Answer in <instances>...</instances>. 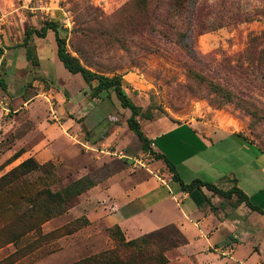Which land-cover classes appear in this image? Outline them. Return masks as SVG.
Returning <instances> with one entry per match:
<instances>
[{
	"label": "rangeland",
	"instance_id": "374dc122",
	"mask_svg": "<svg viewBox=\"0 0 264 264\" xmlns=\"http://www.w3.org/2000/svg\"><path fill=\"white\" fill-rule=\"evenodd\" d=\"M139 5L137 0H0V12L5 16V33L10 31L13 36H19L25 27L39 29L47 21L57 23L67 51L84 67L109 77L119 75L126 95L150 118H138L147 139L151 138L156 124L166 128L193 123L213 132H234L235 137L217 143L211 150L179 166V175L182 179L197 177L208 181L232 171L242 179V174L249 170L246 162L255 156H264V81L260 80V73L256 76L240 73V65L246 66L243 53L250 39L259 37V48L264 47V0H192L193 14L175 11L171 0H148L145 9ZM236 15L241 16L240 21H236ZM208 21L214 24V29L201 30V24ZM189 28L190 37L179 40ZM28 42L27 53L37 61L33 43L44 44L40 55L50 81L38 78L34 85L35 78H25L23 71L21 81L11 79L6 86L0 83V102H3L0 105V177L25 160L22 155L6 163L18 150L26 153L39 138L37 133H31L36 122L42 121L47 135L55 137L60 134L61 121L73 118L79 129L74 126L67 133L80 132L79 137L70 140L71 145L48 148L53 152L68 148L69 153L52 155L44 162L36 161L41 167L27 174L25 182L56 192L79 179H87L94 186L101 184L108 175L122 168L129 172L150 169L152 174L164 178L157 160L141 150V143L127 129L125 119L129 113L113 95L102 94L91 99V90L78 75H71L61 64L67 77L56 74L51 65L54 55L56 58L53 33L49 39L33 35ZM186 42L191 53L182 46ZM13 48L1 46L0 57ZM5 59L9 60L8 54ZM4 60L0 63V81H7V76H3L8 69ZM210 83L230 91L234 99L225 103L220 94L212 91ZM76 91L82 93L71 104L76 110L86 106L84 114L79 110L76 114L72 105L66 104ZM60 95L64 103H60ZM24 98L29 99L28 104L23 103ZM250 103V110L255 112L245 110ZM27 112H34L32 118ZM131 159L140 160L142 167L133 168ZM211 159H218L213 167L198 169L201 162ZM256 163L260 164V160ZM19 183L1 195L0 202L14 203L22 210L26 205L18 200L24 189ZM228 183L222 179L218 187L225 189ZM86 193L71 200L63 214L40 227L41 233L48 235L46 238L37 239L31 234L15 245L1 248L0 264H72L117 246L108 233L109 227L97 221V217L102 218L98 215L102 214L103 203L89 202ZM224 203L230 205L227 201ZM88 217L96 220L91 223ZM9 219L0 216V228ZM172 232L168 229L162 235L171 237ZM174 244L154 243V253L164 254L167 264H216L223 258L218 255L197 260L181 249L173 250Z\"/></svg>",
	"mask_w": 264,
	"mask_h": 264
},
{
	"label": "crops",
	"instance_id": "0c3cea01",
	"mask_svg": "<svg viewBox=\"0 0 264 264\" xmlns=\"http://www.w3.org/2000/svg\"><path fill=\"white\" fill-rule=\"evenodd\" d=\"M26 29L27 27L23 28L19 32V36H13L10 31L4 33L2 47H15L6 50L0 57L1 63L6 54L9 56V60H4L5 69H8L3 73V76H7V81H0L5 86V83H9L11 79L21 81L20 76L23 71L25 78L26 76L35 78L34 85L38 82V78L48 80L50 75L45 67V61L41 57V52L44 51L41 46L44 44L33 43L38 61L36 66H31L27 53L29 44H23ZM52 33V31H48L45 38L49 39ZM55 45L54 43L53 50H55ZM58 63L54 55L51 60L53 70L57 75L67 77ZM25 70H28L26 74ZM80 93L82 92L73 93L66 104L71 106V101L78 99ZM58 99L60 103L65 102L61 95ZM22 101L24 104L29 103L28 98H24ZM2 104L3 102H0V105ZM72 107L74 108L73 105ZM77 110L84 114L86 106H79ZM77 110L74 108L76 114L79 113ZM30 113L25 114L32 118L34 112ZM60 115L63 119V110L60 111ZM74 121L73 118H64L60 123V134L55 137L47 135L42 121L36 122L31 133H37L39 138L26 153L21 149L17 152L20 151L21 156L25 155V159L33 158L39 162H44L56 154L66 156L69 153L68 148L59 152H53L48 148L55 145L62 146L65 143L71 145L70 140L79 137V131V134L75 133L74 135L67 133L71 127L75 126L74 129H79V125L74 124ZM151 134L152 136L149 138L151 149L166 156L176 166L179 174H181L179 166L183 163L194 159L201 152L211 150L217 143L231 139L236 135L234 132L227 133L224 130H217V132L205 130L202 126L193 123L171 125L166 128H163L162 124H156L151 130ZM241 147L245 148L244 145ZM259 160L260 164L257 165L256 161ZM217 161L218 159H211L201 162L203 164L198 169L211 168ZM156 163L162 167L164 178L152 174L150 169H136L129 172L122 168L108 175L103 183L89 189L84 194L89 197L88 201L96 203L99 201L104 206L102 214L98 212V216L102 215V218L97 217V221H103L109 228L114 225L119 226L126 240L135 239L167 226H174L184 237L185 243L173 250L181 249L182 252L189 253L190 257L197 260L222 256L223 258L216 264H264L263 215L251 211L244 204L236 208L231 207L225 204L221 197L213 195L204 187L190 193L182 192L179 185L171 180L164 163L162 161ZM246 166L249 167V170L242 174V179L230 171L207 179L208 181H202L218 187L222 179L226 180L229 183L226 184L225 189H220L227 190L235 185L247 195L252 204L264 210V156L253 157L252 160L246 162ZM193 178L197 179V177H187V179L181 177L185 183L191 182L194 180ZM243 183L245 187H243ZM205 199L209 201V204L205 203ZM233 200L234 198H232ZM95 220L88 217V221L91 223ZM129 230H131V234L128 233ZM225 241H227L226 244L221 245Z\"/></svg>",
	"mask_w": 264,
	"mask_h": 264
},
{
	"label": "trees",
	"instance_id": "16d2710c",
	"mask_svg": "<svg viewBox=\"0 0 264 264\" xmlns=\"http://www.w3.org/2000/svg\"><path fill=\"white\" fill-rule=\"evenodd\" d=\"M175 11H185L194 13L195 8L191 6L192 0H171ZM141 4V8L145 9L148 5V0H137ZM191 6V9H190ZM190 9V11H189ZM193 10V11H192ZM236 21L241 20L240 15L235 16ZM196 27V25H195ZM193 26V28H195ZM214 24L208 21L206 24H201V30L214 29ZM187 29L186 32L179 36V40H186L190 36ZM52 31L56 44V59L62 67L71 75H78L85 85L91 90L90 98H99L102 94L110 97L113 95L118 101L123 110L128 111V116L125 119L127 129L132 132L141 143V150L144 153L151 154L157 161H162L171 176V180L179 185L182 192L190 193L195 189L199 190L202 187L210 191L213 195L221 197L224 201L230 203L234 208L244 204L253 212H257L264 216V210L252 204L245 193L238 187L233 185L227 190H222L212 183L205 182L199 179H194L189 183H185L176 166L164 155L158 154L151 149V141L146 138L141 130L138 118H146L142 114L141 109L136 106L131 99L126 95L122 88V78L119 75L111 77L103 74L90 71L84 67L77 58L69 54L66 48V41L59 36L58 24L53 21L45 22L39 29H26L24 32L23 44L27 45L28 40L34 35L37 38L43 39L47 32ZM259 37L250 39L243 55L246 66L243 68L240 65V73L256 76L260 73V80L264 81V47L259 48ZM187 52L191 53L188 43L182 44ZM28 60L34 66L37 65L36 58L28 57ZM261 70V71H260ZM200 80H204L201 77ZM210 88L215 94H220L224 102H230L234 99V95L221 87L219 84L210 83ZM4 87V86H3ZM241 103L243 102L240 100ZM222 106V104H220ZM252 104H246L245 110H250ZM21 152H16L7 161V165L14 162L21 156ZM41 166L33 158H27L20 162L12 170L0 177V196L10 191L14 183L23 185V191L18 195V200L26 205L22 210L17 209L16 204H7L0 202V216L8 217L9 221L6 225L0 228V249L9 244L15 245L21 238L27 235L35 234L37 239H44L48 235L41 233L40 227L47 221L57 217L64 212V207L74 198L80 196L85 191H88L94 184L87 181V179H79L69 187L62 191L52 192L47 187L35 186L33 182H25L24 177L39 169ZM86 183V184H84ZM8 190V191H7ZM232 198L234 200L232 201ZM205 203L209 201L205 199ZM171 229L173 230L171 237L163 236V232ZM110 237L117 243V246L102 251L98 254L88 256L80 259L72 264H167L168 260L164 254L155 252L154 243L161 242H175L171 246L172 249L179 247L185 243V239L180 231L174 226H167L159 230L147 233L132 240H126L119 226L114 225L108 229ZM174 236V238H173ZM177 240L175 241L176 238ZM17 250L16 252H18Z\"/></svg>",
	"mask_w": 264,
	"mask_h": 264
},
{
	"label": "built area",
	"instance_id": "2783aa9c",
	"mask_svg": "<svg viewBox=\"0 0 264 264\" xmlns=\"http://www.w3.org/2000/svg\"><path fill=\"white\" fill-rule=\"evenodd\" d=\"M5 27H6L5 16L4 14L0 12V47L2 46V40H3L4 33H5ZM131 161H132L133 168H136L137 166L142 167L140 160L131 159ZM223 255L225 254L223 253Z\"/></svg>",
	"mask_w": 264,
	"mask_h": 264
},
{
	"label": "water",
	"instance_id": "95a60500",
	"mask_svg": "<svg viewBox=\"0 0 264 264\" xmlns=\"http://www.w3.org/2000/svg\"><path fill=\"white\" fill-rule=\"evenodd\" d=\"M227 241H229V240H227ZM227 241H225V242H222V243H221V245H225Z\"/></svg>",
	"mask_w": 264,
	"mask_h": 264
}]
</instances>
